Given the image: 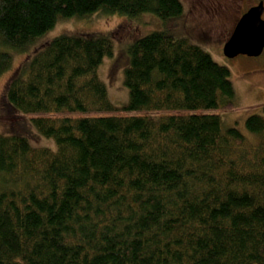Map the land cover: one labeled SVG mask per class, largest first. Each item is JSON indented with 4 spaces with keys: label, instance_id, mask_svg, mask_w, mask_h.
I'll list each match as a JSON object with an SVG mask.
<instances>
[{
    "label": "trees",
    "instance_id": "obj_1",
    "mask_svg": "<svg viewBox=\"0 0 264 264\" xmlns=\"http://www.w3.org/2000/svg\"><path fill=\"white\" fill-rule=\"evenodd\" d=\"M165 22L179 0H0V77L59 20ZM111 35L60 36L10 76L0 110V264H264V105L245 128L213 111L227 68L153 32L128 49L126 107L97 70ZM29 53V52H28ZM55 151L33 148L31 126Z\"/></svg>",
    "mask_w": 264,
    "mask_h": 264
},
{
    "label": "rangeland",
    "instance_id": "obj_2",
    "mask_svg": "<svg viewBox=\"0 0 264 264\" xmlns=\"http://www.w3.org/2000/svg\"><path fill=\"white\" fill-rule=\"evenodd\" d=\"M182 14L162 22L152 14L138 18L122 15L93 14L87 19L69 18L59 20L55 26L26 47L25 53L9 51L11 68L0 77V101L11 74L25 61L30 53L60 36L111 35L112 56L105 57L97 70L104 84L109 102L115 108L128 105V89L124 86V70L128 66L127 49L137 40L153 33L166 32L174 39H183L201 48L218 65L230 72L234 98L225 107L214 110L223 129H237L245 138L254 142V137L245 128L246 120L262 114L264 105V51L256 58L238 56L228 59L223 55V46L232 33L240 16L257 0H179ZM29 52V53H28ZM0 110V134L4 135L7 122ZM31 126V125H30ZM35 135L29 144L33 148L55 151L52 139Z\"/></svg>",
    "mask_w": 264,
    "mask_h": 264
},
{
    "label": "water",
    "instance_id": "obj_3",
    "mask_svg": "<svg viewBox=\"0 0 264 264\" xmlns=\"http://www.w3.org/2000/svg\"><path fill=\"white\" fill-rule=\"evenodd\" d=\"M263 5L251 7L235 25L223 46V55L232 59L238 56L259 57L264 50Z\"/></svg>",
    "mask_w": 264,
    "mask_h": 264
},
{
    "label": "flooded vegetation",
    "instance_id": "obj_4",
    "mask_svg": "<svg viewBox=\"0 0 264 264\" xmlns=\"http://www.w3.org/2000/svg\"><path fill=\"white\" fill-rule=\"evenodd\" d=\"M260 2H261L262 5H263V15H262V19L264 20V0H257V1H256L253 5H251L250 7L256 6V5H258V3H260ZM250 7H249V8H250ZM249 8H248V9H249ZM248 9H247V10H248ZM235 25H236V24H235ZM234 27H235V26H234ZM234 27H233V28H234ZM232 30H233V29H232ZM262 71L264 72V70H262Z\"/></svg>",
    "mask_w": 264,
    "mask_h": 264
}]
</instances>
